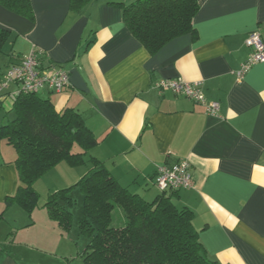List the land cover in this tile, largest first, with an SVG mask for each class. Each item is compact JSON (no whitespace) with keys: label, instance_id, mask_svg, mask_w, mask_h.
<instances>
[{"label":"crops","instance_id":"crops-1","mask_svg":"<svg viewBox=\"0 0 264 264\" xmlns=\"http://www.w3.org/2000/svg\"><path fill=\"white\" fill-rule=\"evenodd\" d=\"M30 1L33 22L0 6V28L10 32L4 60L18 64L35 46L48 73L56 66L68 71L61 92L45 88L38 95L57 111L81 115L97 140L89 155L130 192L149 201L159 193L156 167L187 160L193 187L167 194L192 212L206 255L219 264H264V62L236 77L251 52L247 36L257 32L264 41V0H200L195 34L153 55L107 0L75 12L69 0ZM170 78L199 82L205 100L219 103L218 115L187 97L159 93L155 84ZM14 89L0 91V114L12 113ZM15 158L0 140V264H60L57 226L48 215L38 235L28 236L21 230L34 220L8 217L21 208L5 203L18 183ZM83 165L75 171L91 166Z\"/></svg>","mask_w":264,"mask_h":264},{"label":"trees","instance_id":"trees-1","mask_svg":"<svg viewBox=\"0 0 264 264\" xmlns=\"http://www.w3.org/2000/svg\"><path fill=\"white\" fill-rule=\"evenodd\" d=\"M97 1L69 0L68 8L75 12ZM107 1L121 9L126 28L152 55L175 38L195 34L193 20L200 0ZM0 6L35 20L30 0H0ZM9 36L8 30L0 28V57L8 55L4 47ZM2 60L0 83L8 69L17 65ZM38 94H15L12 119L3 113L0 123V140L16 152L18 175L15 192L5 203L17 204L28 213L36 206L33 183L58 163L85 164L84 156L97 144L76 110L57 111L50 100ZM87 161L91 166L74 185L83 194L78 227L87 244L80 255L82 264H219L206 255L192 224V212L176 207L167 194L171 190L158 191L148 201L121 186L103 162L92 156ZM71 206L68 189H64L51 194L43 208L66 232L71 226Z\"/></svg>","mask_w":264,"mask_h":264},{"label":"built area","instance_id":"built-area-1","mask_svg":"<svg viewBox=\"0 0 264 264\" xmlns=\"http://www.w3.org/2000/svg\"><path fill=\"white\" fill-rule=\"evenodd\" d=\"M247 47L251 48L248 58L241 64L236 72V77L241 80L245 73L255 64L264 62V41L257 32H251L245 39ZM43 53L32 46L29 53L22 60L8 69L0 83V91L9 90L15 86L12 94L38 93L47 88L53 92H61L69 85V73L62 67L56 66L48 73L42 66ZM159 93L170 91L175 95L187 97L201 104L206 113L217 116L219 103L208 102L199 82H187L181 78L162 79L155 84ZM153 184L160 192L179 191L193 187V178L190 172V164L187 160H180L174 164H161L156 167Z\"/></svg>","mask_w":264,"mask_h":264},{"label":"rangeland","instance_id":"rangeland-1","mask_svg":"<svg viewBox=\"0 0 264 264\" xmlns=\"http://www.w3.org/2000/svg\"><path fill=\"white\" fill-rule=\"evenodd\" d=\"M2 58L3 57H0V68L4 65ZM12 115V113H9L4 117L12 119ZM1 120H3L2 114H0V123ZM74 150H76V147ZM88 157H90L89 152L84 156V159H86L84 164L85 168L87 166ZM74 168L75 166H71L67 162L58 163L54 168L45 172L33 183V189L37 195V199L36 206L32 212L28 213L24 209H18V207L16 209H11L8 213V217L16 218V223L19 224L21 223L22 218H27L30 221L34 220L35 224H33V228L27 231H25L26 229H22L21 231L23 233H27V236L28 233L38 235V231L44 227V220L42 219H44V216L47 218L46 211L43 208L47 198L59 190L68 189L69 197L72 200V206L70 208V212L72 213L70 229L64 232L54 226L52 230V233L56 234V241L53 247L56 251H58L57 253L60 264H82L80 255L87 244V239L81 235L78 227L79 221L82 217L83 194L78 187L74 186L75 183L83 177L87 170H85L84 173L79 174L80 172L75 171ZM156 195L157 193L155 194L154 192L152 199ZM116 211L119 212V210Z\"/></svg>","mask_w":264,"mask_h":264}]
</instances>
